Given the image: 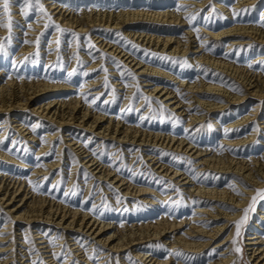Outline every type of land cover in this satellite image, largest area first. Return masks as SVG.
<instances>
[{
    "label": "rangeland",
    "instance_id": "374dc122",
    "mask_svg": "<svg viewBox=\"0 0 264 264\" xmlns=\"http://www.w3.org/2000/svg\"><path fill=\"white\" fill-rule=\"evenodd\" d=\"M46 1L48 0H41L45 8L48 9L52 21L36 12H30L29 16L25 18L21 14V0H13L11 5L13 14L11 33L6 27L0 26V43L4 44V50L0 52V88L8 81L20 84L23 80L26 82L43 80L48 83L71 84L75 87V90L40 93L41 95H38L37 99L25 109H15L7 114L6 112L0 113V141L3 142L1 150L18 160L12 163L0 159V181L5 180V177H2L4 174L25 181V187L17 193H14L15 188H12V185L6 183L5 187L10 190L11 196H14L10 205H13V208H20L19 211H24V209H27L28 203L32 201L31 196L33 194V197L43 195L48 198V201L54 200L56 205L61 203L63 206L66 205L67 209H72V211L79 210L82 216L88 214V218L93 217V219H98L104 223H113V226L117 225L116 227L119 230H125L134 223L158 221L161 218L164 219V217L169 220H181L184 217L197 214L200 206L197 203L199 197L194 196L191 190L189 192L191 184L180 185L182 182L179 183L176 179H171L170 176L161 173L153 164L154 161H149L152 156L156 158V161H162L171 167V171L178 168L181 172H186L191 178L197 180L198 183L207 186V188L218 190L228 188L229 193H235V198L240 200L248 197L249 199L247 205L240 209L241 215L225 228V232L219 238L212 241L210 247L201 256L183 249L175 248L172 250L163 238L154 241L144 239V242L140 244L143 248L139 251L142 254L155 252L160 258L169 257L173 253L175 264L183 259L206 264L214 262L222 256L221 253L224 251L225 246L217 247L216 243L232 232L231 246L233 247L234 256L231 264H254L253 257H250V245H246L248 241L246 239L252 236L250 234L258 233L259 240H261V245L264 248V220L261 219L264 214V200L258 198L256 204L248 212L247 219L240 226L239 237H237L235 227L236 222L244 218V210L252 204V197L257 195L256 190L258 188L254 186L252 181L238 173H223L227 171L222 170L215 171L211 169L209 172L204 173L200 170L199 158L195 154L174 151L172 148L160 145L139 146L138 143H121L111 135H106L107 138L98 137L96 130H90L83 125L78 127L76 121H72L73 125L69 126L70 129L68 130L71 131L65 132L58 125L31 112L33 104L39 105L50 101L56 103L52 107L53 111L59 107L58 101H65L67 103L65 109L69 111L70 103L80 100L81 103L75 114L79 121L82 120L80 119L82 109L90 107L91 111L105 115V122L99 123V127H104L110 120H121V125L125 123L140 130L159 128L176 135V137L191 138L194 141L193 145L208 149L204 153L216 149V152H219L222 156L225 155L230 146L221 144L222 134L220 132L233 120H237L247 113L251 114L255 105L253 101L246 99L243 103L245 107L240 104L231 105L214 115L211 113L203 123L190 127L188 126L189 116L179 115L178 111H172V107L165 106L167 103L163 101L162 97L158 95L150 97L145 92L142 85L145 82L144 80L150 78L153 83H158L156 79L159 76L153 75V73L143 75L140 70L126 65L124 58L117 54H110L107 48L98 49L96 46L97 41L92 40V35L106 38L116 46L126 49L137 59L143 60L144 64H150V67L160 66L157 63L163 64L161 65L162 69L171 70L180 77V80L186 78V81L193 82L199 81V77L202 76H212L226 82L227 86L238 87L241 92H244L245 88L242 83L226 72L218 71L208 64L193 63L188 56H170L168 51H163L161 48H156L142 39L128 35L124 28H95L99 30L95 32L93 30L94 33L88 31L79 33V39L77 40L72 35V32H76L73 28L69 29L71 31L61 33L54 26V24H58L62 27L61 21L56 20L60 14H64L67 19L74 14L79 16L86 28H89L85 18L87 12L96 14L98 10H106L118 13L120 9L135 8V5L141 4L153 6L151 7L153 9L171 11H175L179 7L178 12L182 14L184 9L180 6V0H51L58 3L59 8L56 9L57 11H51L48 8L50 4L45 5ZM218 1L219 3L213 1L200 8V13L193 11L185 15V22L192 24L191 27L184 25L177 30L159 31V33L163 37L164 35L173 34L174 38L186 40L185 31L189 27V30H193V34L198 36V42L194 46L201 43L206 47L205 51L207 53L212 51L213 55L217 57L224 56L229 58L230 61H237L239 66L245 70L250 68L255 73L260 72L264 77V60H257L259 56L264 55V44L261 45L257 43L258 41L247 37L248 40H251V43L230 48V37L224 40H214L203 32L204 28L211 25H213V30H221L233 25L235 21H240L244 25L264 26V0L256 5L242 8L238 7L237 2L239 0ZM217 4L221 7L217 8ZM190 16H194L191 22L188 19ZM0 20L5 24L7 23V17H0ZM45 24H48L49 27L45 28ZM41 27L42 29H40ZM64 29L68 28L65 27ZM133 29L135 31V28ZM138 29L140 28H136V30ZM117 33L122 35H117ZM9 35H11L10 43L6 41ZM37 38H39V45L36 43ZM57 40L60 41L59 44L56 43ZM128 41H131V43H128ZM89 42L94 47L90 48ZM27 45H33L34 51L25 53L26 50L23 48ZM133 45L139 47H133ZM94 62H99L100 67L94 69L91 74L89 71L92 70H89V67ZM117 62H120L119 67ZM105 68L107 69L106 72L103 70ZM129 70L134 75H129ZM85 73L87 74L85 75ZM94 80H98L97 86L92 87V81ZM117 82L122 83V86L116 84ZM176 85L178 87L180 84ZM120 87L122 89H119ZM177 87H173V89ZM83 89L85 91H82ZM97 91L100 92L95 93ZM176 93L181 94L180 98L186 106L190 105L189 101L192 98L188 96L191 92H187L186 88L181 87L177 88ZM20 95L22 96L23 92ZM192 108H190L191 114L195 112L205 113V111L200 112L202 108ZM61 110L60 108L59 112ZM256 117L253 121H248L245 125L238 127V129L242 128L238 132L241 137H247L250 134L255 135L256 132L254 140L246 145L234 148V151L231 152L235 159L254 169L255 176L258 174V170L253 165V160L258 158L261 166H264V127H262L264 126V104ZM16 120H21V125L25 126L23 129H27L25 133L31 132L36 136L35 141H28L27 134L20 133L19 128L16 126ZM85 121H92V118L87 117ZM33 128H35V131H33ZM57 131H59L58 134ZM71 132L72 136L75 137L74 145L69 144L68 141L72 137L69 136ZM52 133H56L54 137L51 136ZM47 144H49L48 148L44 151V146ZM81 148L84 151L95 152L98 163L104 166L103 169L113 170L114 174L124 178L125 182L134 183L136 187H148L153 191L154 196L159 199H156L155 204H153L142 201L141 196L126 197L122 190L123 187H117L108 178L99 180V168L95 171L81 160L84 154L80 155L77 151ZM165 153L170 155H165ZM59 159L62 160L59 167L40 177L32 174L33 169H27L23 166L30 163L32 166L39 167L44 163L48 167ZM85 173L88 174L87 177ZM256 179L261 180L258 176ZM248 189H251L250 193H248ZM24 190L29 192L27 197H25L26 191ZM238 193H242V195ZM169 195L170 199L167 198ZM222 203L228 205V207L223 205L225 210L234 211L228 203ZM209 206L214 207L215 205L210 204ZM8 210L9 207H5L0 202V261L10 260L8 264H26L24 261L27 257H30L31 261H43V264H50L41 248L39 249L38 242L40 239L38 237L44 236L46 240H51L53 253L60 257V259L54 258L58 264H74V262H79V264H125L122 260L126 264H148L145 258H135L136 254L132 252L135 247L121 253H110L107 247L98 244L94 236L89 235L86 230L73 231V236L66 237L64 229L51 221L43 220V222L32 223L30 229H27L29 224L24 222H19L20 225L17 226L18 222L13 221L12 215L8 214ZM7 221L14 225L11 227L12 233L5 232L8 229L5 227ZM208 222H210L207 224L208 227L213 228L216 224H224L226 220L224 218L213 219V221L206 220L203 224ZM185 231L186 228H181L174 233L183 235ZM174 233L167 236H173ZM110 234H112V229L106 231L103 235L108 236ZM120 234L122 235L121 232ZM7 235L8 237L12 235L13 240L11 246L13 248L9 252L2 251L4 247L11 244V240H1ZM25 237L28 239L26 240ZM234 240L236 243H233ZM18 242L24 243L18 246ZM74 242L84 245L89 260L84 261L85 257L77 256ZM237 247H240L242 251L236 252ZM177 252L182 253V255L178 256ZM28 253L31 255H26ZM104 253H110L104 257L105 261L108 260L106 262L103 261L104 258L102 257Z\"/></svg>",
    "mask_w": 264,
    "mask_h": 264
},
{
    "label": "bare ground",
    "instance_id": "6f19581e",
    "mask_svg": "<svg viewBox=\"0 0 264 264\" xmlns=\"http://www.w3.org/2000/svg\"><path fill=\"white\" fill-rule=\"evenodd\" d=\"M213 1L219 3L218 0H180V6H183L184 9L182 14L178 12L179 7L176 8L175 11H171L167 9H153L151 8L153 6H145L146 4H134L135 8L120 9L118 10V13L106 10H98L96 14H90L87 12L85 13V18L89 28H86L82 24L79 16L74 14L68 19L64 16V14H60L56 20L61 21L62 28H73L77 33H86V31L94 33L99 30H96L95 28L100 27H112V29L124 28V31L127 32L128 35H131L134 38L136 37L138 39H142L143 41L154 45L156 48H161L163 51H168V55L170 56H188L191 58L193 63L208 64L218 71L221 70L226 72L231 77L242 83L245 88L244 92H241L238 87H229L226 85V82L213 78L212 76H202L199 77V81L196 80L193 82L186 81V78L180 80V77L171 72V70L162 69L161 65L163 64L157 63L160 66L150 67V64H144L143 60L137 59L136 56L130 54V52L126 51V49L116 46L114 43L106 40V38H102L101 36L97 37V35L94 34L92 35V40L97 41L96 46L98 49L102 48L103 50L107 48V51L109 50L110 54H117L121 58H124L126 65L136 68V70H140V73L143 75L145 73H153V75L156 74V76H159V78L156 79L158 83H153L150 78H146L144 80L145 82L142 85L144 86L145 92H147L150 97H155L156 95L162 97L163 101L167 103L165 106L172 107V111H178L179 115L189 116L188 126L190 127L203 123L205 118L209 114L211 115V113L214 115L215 113L227 109L231 105L240 104L245 107V104L243 105V103L246 99L253 101L255 105L251 114L247 113L242 115V117L237 120H233L220 132L222 134L221 144L230 146L225 155L222 156L219 152H216V149H213L212 152L204 153L208 149L193 145L194 141L191 138L183 139L181 137H176V135L159 128L140 130L139 128L125 123L124 125H121V120H110L104 127H99V123L105 122V115L102 113L98 114V112H94L93 110L91 111L90 107L82 109V117L80 118L82 120L79 121V118L75 114L81 103L80 100H76L74 103L71 102L69 111H66L65 109L67 106L65 101H58L57 104L59 107L54 111L52 110V107H54L53 105L56 104H54V101L39 105L33 104L31 111L32 114L41 116L47 121L58 125V127L64 129L65 132L71 131L68 130L70 129L69 126L73 125L72 121H76L78 122V127L83 125L87 126L90 130H96L98 137L107 138L106 135H111L112 137H116V140L121 143H138L139 146H151V144H153V146L160 145L172 148L174 151L195 154L197 155V158H199V163L201 165L200 170L204 171V173L207 171L209 172L211 169L215 171H227L223 173H238L239 175H243L244 178L252 181L256 188L264 189V166H261L259 159L256 158L253 160V165H255L258 170V174L255 176V173L253 172L254 169L249 168V166L244 162L235 159L231 153L234 151V148L246 145L248 142L253 141L256 136L255 132V135L250 134L247 137H241L238 132L242 130V128L238 129V127L245 125L248 121H253L257 118L256 115L260 113V108L263 107L264 104V77L260 74V72L255 73V71H252L250 68L245 70L243 67L239 66L237 61H230L229 58L224 56L217 57L213 55L212 51L207 53L205 51L206 47H204L201 43H199L198 46H194L195 43L198 42V36L197 34H193V30H189V27L188 30L185 31L187 36L186 40L174 38L173 34L164 35L163 37L162 34L159 33V31L164 32L167 30H177L180 26L184 25H189L191 27L192 24L186 23L184 16L189 12L192 13L193 11H198L200 13V8L205 7ZM260 1L261 0H239L237 4H239L238 7L242 8L245 6L256 5ZM47 4H50L48 8H50L51 11L59 8V6H57L58 3L55 1L48 0L45 5ZM216 7L219 8L221 6L217 4ZM115 13L117 14L115 15ZM133 28H135V31ZM136 28L140 29L136 30ZM207 28H204L203 32L204 34L209 35L210 39L224 40L230 37V48H236L238 46L251 43V40H248L247 37H250V39H253L254 41H258L257 43H260L261 45L264 44V26L262 25H244L241 24L240 21H235L233 25L221 30H213V25ZM40 29H42V27ZM33 47V45H27L23 49L26 50L25 53H31L34 51ZM257 60H264V55L259 56ZM98 63L99 62H94L93 65L89 67V70H92L89 71V73L92 74L94 69L100 67ZM97 82L98 80L92 81V87L97 86ZM116 84H120L122 86V83L117 82ZM176 84L180 85L177 87ZM173 87H177L178 89L184 87L187 92H191L188 96L192 98L191 101H189V106H186V104L182 102V99L180 98L181 94L176 93L177 88L173 89ZM119 89H122V87ZM71 90H75V87L71 84L48 83L43 80H32L29 82L23 80L20 84H17L14 81H8L0 88V113L6 112L7 114L15 109H25V107H29L30 104L37 99L36 97L38 95L47 92ZM82 91L85 90L83 89ZM21 92H23L22 96L20 95ZM99 92L100 91H97L95 93ZM23 101H25V103H23ZM191 107L194 109L202 108L200 112L205 111V113L200 114L199 112H195L191 114ZM60 108L62 109L61 112H59ZM87 117L92 118V121L86 122L85 119ZM15 122L20 133L25 135L27 134L26 138L28 141L32 142L36 140V136L31 132L25 133L27 129H23L25 126L21 125V120H16ZM58 132L59 131H57V134ZM55 134L56 133H52L51 136L54 137ZM72 135L73 134L71 132L69 136ZM74 140V136L70 137L68 139L69 144L74 145ZM49 144L44 146V151L47 150ZM1 149L2 145L0 144V159L7 162L10 161L12 163L18 161L11 155H8V153L2 152ZM77 151L80 155L84 154L81 160L89 168H92L95 171L99 168V180L108 178L112 181V183L116 184L117 187H123L122 190L124 191L126 197L141 196L142 201H148L153 204H155L154 202L156 199H159L154 196L153 191H151L148 187H136L134 186V183H130L129 181L125 182L126 180L124 178H120L118 174H114L113 170L103 169L104 166L98 163L95 154L89 150L84 151L81 148ZM61 161L62 160L59 159L50 164L48 167L44 163H42L39 167L32 166L30 163H26V165L23 166L27 169H33L32 174L40 177L49 174L50 170H55L59 167V163ZM149 161H154L153 164L161 173H164V175L170 176L171 179H176L179 183L182 182L180 185L191 184L189 186V192L191 190V193L194 194V196L199 197L197 203L200 204V206L197 210V214H193L190 217H184L181 220H169L164 217V219L161 218L158 221L134 223L130 227L128 226L125 230H119L118 227H116L117 225L113 226V223H104L98 219H93V217L88 218V214H84L82 216L79 210L72 211V209H67L68 207H66V205L63 206L61 203L56 205L54 200H49V202L48 198L43 195L33 197V194L31 196L32 201L28 203L27 209L19 211L20 208H13L14 206L10 205L14 196H11L10 190L5 187V185L6 183H8V185H12V188H15L14 193H17L25 187V181L18 180L19 178L8 176L7 174L2 175V177H5V180L0 181V202L4 204L5 207H9L8 214L12 215L11 217L13 218V221L18 222L16 224L17 226L20 225L19 222H24L29 224L27 229H30V225L32 223H36L38 221L43 222V220L49 222L51 221L56 223L58 227H62L64 229L66 237L73 236V231L86 230L89 235L94 236V239L98 241V244L107 247L108 250H110V253H121L135 247L136 249H132V252L136 254L135 258H145V261L148 264H175L173 261L174 254L172 253L169 257L165 258L158 257L155 252L151 254H142L139 249L143 248L140 244L144 242V239H148L146 241H154L163 238L164 242L168 244L172 250L175 248L181 250L183 249L190 253H197L201 256V254L206 252V250L210 247L212 241L219 238L220 235L225 232V228L241 215L240 209L247 205L249 198L244 197L239 200L238 198H235L236 196L234 192L229 193L228 188H224L222 190L207 188V186L198 183L197 180L191 178L186 174V172H181L178 168L171 171V167L167 166L162 161H156L155 157L151 156ZM257 176L260 177L262 181L256 179ZM24 191H26L25 197H27L29 192L27 190ZM250 192L251 189H248V193ZM167 198L170 199V195ZM160 199L162 200L161 197ZM22 200H24V198H22ZM222 202L228 203L234 211L229 212L228 210H225ZM25 203H27V201H25ZM210 204H214L215 206H209ZM224 206L228 207V205ZM222 218H224L226 222L222 225L216 224L213 228L208 227L209 225L207 224L210 222L203 224L206 220L213 221V219ZM261 219L264 220V214ZM13 226L14 225L10 221H7L5 227L8 229L5 230V232L12 233L11 227ZM181 228H186L183 235L174 233L175 231H179ZM110 229H112V234L108 236L103 235L106 231H110ZM171 233H174V235L167 236ZM232 234L233 233L231 232L226 236V238L216 243L217 247H222L223 245L225 246L224 251L221 253L222 256L217 258L214 262L212 261L206 264H231L234 256L233 247L231 246L233 239ZM250 235L252 236H249V238L246 239L248 240L246 245H250V257H253L254 264H264V248L263 245H261L258 233ZM3 238L4 239H1L2 241L11 240L10 246H6L2 250L9 252L13 248L11 247L13 245L12 235L9 237L7 235ZM38 238L40 239L38 242L40 245L39 249L41 248L42 253L48 258V263L58 264L55 262V257L57 256L53 253L51 240H46L44 236H40ZM23 243L24 242H18V246ZM73 244L76 246L75 251L77 252V256L82 258L85 257L84 261L89 260V256H87V249H85L84 245H80L77 242H74ZM110 253H104L102 257L104 258ZM26 255L30 256L31 254L28 253ZM103 261L106 262L108 260L106 259L105 261L104 258ZM8 262H10V260H4L0 261V264H8ZM24 262H26V264H32L33 261H31L30 257H27ZM122 262L126 264L124 260H122ZM177 264L203 263L183 259Z\"/></svg>",
    "mask_w": 264,
    "mask_h": 264
},
{
    "label": "snow or ice",
    "instance_id": "6c2138e0",
    "mask_svg": "<svg viewBox=\"0 0 264 264\" xmlns=\"http://www.w3.org/2000/svg\"><path fill=\"white\" fill-rule=\"evenodd\" d=\"M12 2H13V0H0V17H7V23L5 24V23H3L2 20H0V26L6 27L8 29V31H9V33H11L12 28H13V19H12V15L13 14H12V11H11ZM20 9H21V14L25 18H27L29 16L30 12H36V13L42 14L45 17H47L49 21H52L51 15L48 13L47 9L45 8V6L41 2V0H21V2H20ZM188 19H189V22H191L192 19H194V16H190V17H188ZM53 24H54V22H53ZM54 26H55L56 30L59 31V32H61V33L71 31L69 29L62 28L58 24H54ZM47 27H49V25L48 24H45V28H47ZM197 31H198V29H197ZM72 35L77 40L79 39V33L72 32ZM117 35H122V34L117 33ZM6 41L9 42V43L11 42V35H9L6 38ZM25 42L27 43L28 41H25ZM36 43H37V45H39V38H37ZM56 43L59 44L60 41L57 40ZM128 43H131V41H128ZM89 47L92 48V47H94V45H92L89 42ZM133 47H139V46L138 45H133ZM3 50H4V44L3 43H0V52H2ZM37 55H38V53H37ZM104 55H106V54H104ZM25 59H27V57H25ZM185 63H187V62L185 61ZM117 66L118 67L120 66V62H117ZM103 70L105 72L107 71L106 68L103 69ZM86 74L87 73H85V75ZM128 74L129 75H134L133 73H131L130 70H129ZM106 84H107V80H106ZM33 131H35V128H33ZM2 143L3 142L0 141V144H2ZM94 154H95V152H94ZM165 155H170V154L165 153ZM173 158L175 159L176 157L174 156ZM189 163H191V161H189ZM87 175L88 174L85 173V176L86 177H87ZM45 179H47V178H45ZM256 193H257V195L252 197V204L249 206L248 209H245L244 210L245 211L244 218L241 221L236 222L235 227L237 229V237H239V235H240V226H241V224H243L245 222V220L247 219V214L251 210V208L256 204L257 199L259 198L261 200H264V189H257L256 190ZM238 194L242 195V193H238ZM25 239L27 240L28 238L25 237ZM31 243H34V242H31ZM233 243H236V241L234 240ZM235 251L236 252H241L242 249L240 247H237L235 249ZM176 254L178 256L182 255V253H179V252H177ZM57 259H60V257L58 256ZM32 264H43V261H39V262L33 261ZM74 264H79V262H74Z\"/></svg>",
    "mask_w": 264,
    "mask_h": 264
}]
</instances>
